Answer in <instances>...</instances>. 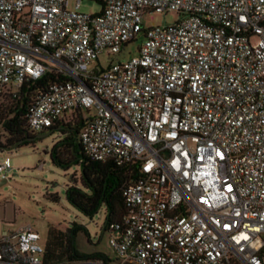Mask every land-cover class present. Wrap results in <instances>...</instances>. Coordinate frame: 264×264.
Instances as JSON below:
<instances>
[{"label": "built area", "instance_id": "built-area-1", "mask_svg": "<svg viewBox=\"0 0 264 264\" xmlns=\"http://www.w3.org/2000/svg\"><path fill=\"white\" fill-rule=\"evenodd\" d=\"M79 1L0 0V89L61 76L28 129L79 110L87 157L136 165L126 213L100 227L114 257L47 261L27 225L0 230V264H264V0ZM170 10L173 24L143 27ZM138 35L134 56L92 64Z\"/></svg>", "mask_w": 264, "mask_h": 264}, {"label": "rangeland", "instance_id": "rangeland-1", "mask_svg": "<svg viewBox=\"0 0 264 264\" xmlns=\"http://www.w3.org/2000/svg\"><path fill=\"white\" fill-rule=\"evenodd\" d=\"M67 2L68 7H72L75 0ZM78 8L85 13H97L101 5L97 0H80ZM179 16L172 10L149 12L142 15L141 21L144 28H149L173 24ZM141 39L138 35L135 40L126 42L112 57L100 52L92 64L104 68L110 63L129 59L136 54ZM7 92H10L8 88L1 90V93ZM34 135L33 143L0 150V162L9 156V168L0 172V180L5 179L0 185V230H15L29 225L45 237L49 225L65 229L77 224L81 226L73 238L77 250L102 252L113 258L107 249V234L100 230L104 219L103 207L87 217L64 198L65 186L78 184L79 169L71 166L63 170L50 162L47 151L60 137L59 131L44 129L34 132ZM50 194H56L57 201L51 200Z\"/></svg>", "mask_w": 264, "mask_h": 264}, {"label": "trees", "instance_id": "trees-1", "mask_svg": "<svg viewBox=\"0 0 264 264\" xmlns=\"http://www.w3.org/2000/svg\"><path fill=\"white\" fill-rule=\"evenodd\" d=\"M102 4L101 0H97ZM61 79L53 72L22 84L15 92L1 93L0 89V150H10L33 143L36 136L28 129L27 115L35 95L47 90L49 85ZM84 125L81 111L63 116L46 128L57 129L60 137L48 149L50 162L63 170L71 166L79 169L78 184L71 183L64 188L65 200L84 216L91 217L100 207L104 209V222L119 221L126 213L123 197L124 186L137 176L135 164H118L113 160L97 161L87 157L78 139ZM57 201L56 194L48 196ZM81 226L60 229L49 225L46 230L45 260H81L99 257L101 252L83 253L77 250L73 238Z\"/></svg>", "mask_w": 264, "mask_h": 264}, {"label": "water", "instance_id": "water-1", "mask_svg": "<svg viewBox=\"0 0 264 264\" xmlns=\"http://www.w3.org/2000/svg\"><path fill=\"white\" fill-rule=\"evenodd\" d=\"M4 181H5V179H1V180H0V185L3 184Z\"/></svg>", "mask_w": 264, "mask_h": 264}]
</instances>
